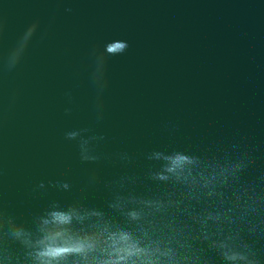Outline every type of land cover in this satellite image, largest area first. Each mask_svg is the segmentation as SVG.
Returning a JSON list of instances; mask_svg holds the SVG:
<instances>
[{
	"label": "water",
	"instance_id": "95a60500",
	"mask_svg": "<svg viewBox=\"0 0 264 264\" xmlns=\"http://www.w3.org/2000/svg\"><path fill=\"white\" fill-rule=\"evenodd\" d=\"M225 141L253 148L244 179L264 170V0H0L4 264H32L15 225L35 239L53 207L76 206V229L124 226L135 200L170 190L153 152L223 164Z\"/></svg>",
	"mask_w": 264,
	"mask_h": 264
},
{
	"label": "clouds",
	"instance_id": "9594fccd",
	"mask_svg": "<svg viewBox=\"0 0 264 264\" xmlns=\"http://www.w3.org/2000/svg\"><path fill=\"white\" fill-rule=\"evenodd\" d=\"M126 48V42L110 44L106 51ZM224 143L230 155L223 164L186 151L153 152L149 159L163 163L151 178L170 190L135 200L139 206L124 213V226L101 219L76 229L74 222L85 219L76 206L53 207L35 239L22 225H15L12 236L31 249L32 264H212L215 258L220 264H264V170L244 179L256 161L253 148ZM88 144L80 142L81 161L97 159Z\"/></svg>",
	"mask_w": 264,
	"mask_h": 264
}]
</instances>
